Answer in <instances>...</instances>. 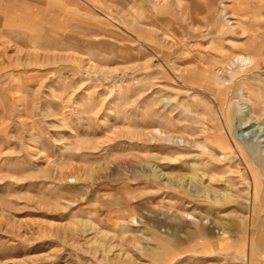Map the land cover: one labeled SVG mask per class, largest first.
Segmentation results:
<instances>
[{"label": "rangeland", "instance_id": "374dc122", "mask_svg": "<svg viewBox=\"0 0 264 264\" xmlns=\"http://www.w3.org/2000/svg\"><path fill=\"white\" fill-rule=\"evenodd\" d=\"M1 1L0 264H264V0Z\"/></svg>", "mask_w": 264, "mask_h": 264}, {"label": "bare ground", "instance_id": "6f19581e", "mask_svg": "<svg viewBox=\"0 0 264 264\" xmlns=\"http://www.w3.org/2000/svg\"><path fill=\"white\" fill-rule=\"evenodd\" d=\"M180 1V0H179ZM197 0H191V1H189L188 3V5L189 6H192L191 8H194V4H196L197 2H196ZM192 3H193V5H192ZM216 18V17H215ZM251 46V45H250ZM249 54V53H248ZM253 59H252V57L251 56H243V55H237V56H235L234 58L232 57V59L228 62V64H227V66L225 67V69L224 70H221V69H218V74H223V76H225V78H224V81H226V82H228V81H232V79H233V75L232 74H230L231 72V70L233 69L232 68V65H234L237 61H240V62H242V63H244V64H246L248 61H252ZM230 66V67H229ZM227 68H230L231 70H229V69H227ZM216 73V72H215ZM219 80V79H218ZM232 84V83H231ZM253 94V90L252 89H249L248 90V95H249V97H251V95ZM252 166V165H251ZM258 171V170H257ZM261 183V182H260ZM258 184V183H257ZM256 188V187H255ZM259 191V190H258ZM261 194V193H260ZM257 196H258V193H257ZM259 197V196H258ZM262 201H263V203H264V196H263V198H262ZM262 207V209L264 210V206H261ZM264 214V213H263ZM262 225H260L259 226V231L261 232V233H264V220H263V222L261 223Z\"/></svg>", "mask_w": 264, "mask_h": 264}, {"label": "crops", "instance_id": "0c3cea01", "mask_svg": "<svg viewBox=\"0 0 264 264\" xmlns=\"http://www.w3.org/2000/svg\"><path fill=\"white\" fill-rule=\"evenodd\" d=\"M1 1V0H0ZM8 0H4L5 3H7ZM3 3V1H1Z\"/></svg>", "mask_w": 264, "mask_h": 264}]
</instances>
